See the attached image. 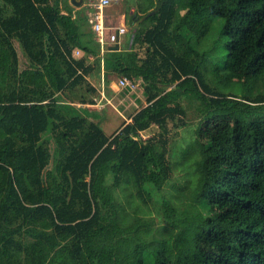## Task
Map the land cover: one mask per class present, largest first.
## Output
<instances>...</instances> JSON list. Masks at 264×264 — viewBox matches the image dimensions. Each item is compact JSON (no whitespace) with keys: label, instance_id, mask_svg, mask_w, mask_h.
I'll return each mask as SVG.
<instances>
[{"label":"trees","instance_id":"obj_1","mask_svg":"<svg viewBox=\"0 0 264 264\" xmlns=\"http://www.w3.org/2000/svg\"><path fill=\"white\" fill-rule=\"evenodd\" d=\"M152 4L101 56L70 0H0V264H264V0ZM102 59L147 102L110 135L75 104ZM184 98L203 119L167 194ZM155 197L173 230L147 240Z\"/></svg>","mask_w":264,"mask_h":264},{"label":"rangeland","instance_id":"obj_2","mask_svg":"<svg viewBox=\"0 0 264 264\" xmlns=\"http://www.w3.org/2000/svg\"><path fill=\"white\" fill-rule=\"evenodd\" d=\"M152 3L153 0H120L107 6V37L109 38L110 32L114 29L121 26L125 27V32L120 35L122 40L121 47H125L129 35L135 29L138 20H140L141 11L146 10L150 6H154ZM79 6L81 8L78 9L85 15H88V11L89 14L93 11V7L90 6V0H84ZM109 26L113 28H109ZM76 49L77 48L74 50V54L80 56L81 54H78ZM88 58L94 61L93 57L88 56ZM20 59L21 63H23V56H21ZM235 75L237 78H248V76L244 74ZM120 77L121 76L115 72L109 74L104 72L103 74L101 69L96 67L95 71L88 76V81L95 87V91L87 93L89 97L92 96L95 103L82 104L75 102L80 108H88L92 111H96L97 115L91 117L98 121L109 135L120 128L124 122L130 121L131 116L138 109L147 104L142 84L137 81L133 89L122 87L119 83ZM85 89L86 88L81 87L79 90L82 93L86 92ZM233 92L241 94V89L237 87L233 88ZM184 103L188 115L183 116V121L178 119L180 118L178 117L168 122V131L166 135L170 143V148L173 147L169 155L173 160V165L174 163L176 164L177 170L164 187V193L166 192L167 194L171 188H174V184L180 181L182 174L181 165L184 167V161L186 164H188V162L191 164L195 158L194 156H190L188 159H184L182 154L187 150L186 147L190 143V138H192V135H195V131H197L198 127L202 124L203 119V116L201 117L199 114L197 102L194 103V101L185 99ZM163 131V128L159 127L157 124H153L148 129L141 131V134L143 137H149L158 135ZM160 202H162L161 198L155 197L147 206L148 212L141 214L144 224L135 231L136 236H140L147 240L152 238L161 239L166 237L170 231L173 230V226L164 218L162 210L159 209ZM193 203V200H188L182 202L181 207L187 209L190 208Z\"/></svg>","mask_w":264,"mask_h":264},{"label":"built area","instance_id":"obj_3","mask_svg":"<svg viewBox=\"0 0 264 264\" xmlns=\"http://www.w3.org/2000/svg\"><path fill=\"white\" fill-rule=\"evenodd\" d=\"M120 0H90V6L93 7V11L90 15L89 21L93 26V30L96 34V39L100 44V54L103 56L107 48L119 43L120 35L125 32V27H118L110 32L109 38L107 37V25H106V7L113 2ZM109 28H113L109 26ZM76 52H79L76 50ZM101 71L104 74L103 59L101 64ZM119 83L122 87L134 88L136 83L127 77H120Z\"/></svg>","mask_w":264,"mask_h":264},{"label":"water","instance_id":"obj_4","mask_svg":"<svg viewBox=\"0 0 264 264\" xmlns=\"http://www.w3.org/2000/svg\"><path fill=\"white\" fill-rule=\"evenodd\" d=\"M84 0H72V3L74 5H81L83 3ZM144 17H141V19H143ZM119 43H115L114 45L110 46V49H119Z\"/></svg>","mask_w":264,"mask_h":264},{"label":"crops","instance_id":"obj_5","mask_svg":"<svg viewBox=\"0 0 264 264\" xmlns=\"http://www.w3.org/2000/svg\"><path fill=\"white\" fill-rule=\"evenodd\" d=\"M70 2L72 3V0H70ZM73 4V3H72ZM77 8H81L80 6H76ZM88 15L90 16L91 14H89V11H88ZM106 18H107V12H106ZM121 42H122V40H121V38H120V41H119V47L121 48ZM109 49H110V47H109ZM77 50L79 51V52H77L78 54H82V52L83 51H81V49L80 48H78L77 47Z\"/></svg>","mask_w":264,"mask_h":264}]
</instances>
